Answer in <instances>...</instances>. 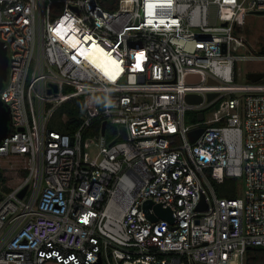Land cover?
I'll list each match as a JSON object with an SVG mask.
<instances>
[{"label": "built area", "instance_id": "1", "mask_svg": "<svg viewBox=\"0 0 264 264\" xmlns=\"http://www.w3.org/2000/svg\"><path fill=\"white\" fill-rule=\"evenodd\" d=\"M260 11L264 0H0V159L24 161L0 200V264H244L264 248V83L236 80L261 57L241 34ZM75 98L81 122L66 132L56 115ZM228 177L244 179L235 197L217 192Z\"/></svg>", "mask_w": 264, "mask_h": 264}, {"label": "rangeland", "instance_id": "2", "mask_svg": "<svg viewBox=\"0 0 264 264\" xmlns=\"http://www.w3.org/2000/svg\"><path fill=\"white\" fill-rule=\"evenodd\" d=\"M241 34L244 37L246 43L244 53L261 57L253 60L240 61L238 63L240 67L239 69L237 68L236 80L240 84H254L259 82L264 83V76L262 79L255 81L249 75L252 72L264 73V15L258 13L248 14L245 17V22L243 24V28L241 29ZM216 114L217 116H219L222 114V111L218 110L217 106L215 105L212 106L211 109L207 112V118L214 117ZM57 115L60 114L58 113ZM57 115L56 118L60 117ZM63 117H65V115H63ZM186 119L187 122L196 121L195 112L193 110H188L186 113ZM93 148L91 152H87L84 155V161L92 160ZM23 164L24 161L20 158H12L9 160L0 159V168L4 170L3 174L9 177L7 182L0 186V193H2L3 196L6 195L9 191V189H6L5 186H13L18 181V169ZM235 187L238 195V192L241 193L244 190V179L240 177L236 178Z\"/></svg>", "mask_w": 264, "mask_h": 264}, {"label": "water", "instance_id": "3", "mask_svg": "<svg viewBox=\"0 0 264 264\" xmlns=\"http://www.w3.org/2000/svg\"><path fill=\"white\" fill-rule=\"evenodd\" d=\"M258 14L264 15V11L258 12ZM223 50H226V44L223 43ZM8 66H9V57L7 54V49L4 46L3 41L0 39V89L4 85V81L7 79L8 75ZM253 80H260L263 78L264 73L263 72H252L249 74ZM194 76H197L198 79H200L201 75L200 74H189L188 79H193ZM210 81H215L213 78H210ZM55 90H57V86L54 85ZM215 94L212 93L209 95V97H213ZM201 96H194L193 94H188L187 95V100L191 103L194 102H199L201 101ZM204 118V113L199 112L198 113V119L202 120ZM9 120H10V113L9 110L6 108L4 105L3 101L0 98V142L2 141L3 138L6 137L9 131ZM106 124L107 121H103V126H102V133L104 134L106 131ZM203 131V128H196L190 131V139L191 141H194ZM25 193V189L21 192V196H23ZM153 207L156 211L157 216L161 218H167L173 221V216H172V210L170 207H164L161 203H154L152 200H147L144 203V208L148 211L149 208ZM198 210H204L207 209V204L203 200L198 204L197 206ZM157 216L154 214H151L148 212V217L151 219H157ZM251 247V246H250ZM249 247V248H250ZM96 264H101V259L96 263Z\"/></svg>", "mask_w": 264, "mask_h": 264}, {"label": "trees", "instance_id": "4", "mask_svg": "<svg viewBox=\"0 0 264 264\" xmlns=\"http://www.w3.org/2000/svg\"><path fill=\"white\" fill-rule=\"evenodd\" d=\"M101 4L109 9H112L116 7L118 0H99ZM63 113H67L69 116L68 121L65 124H62L60 120L58 121L59 125L58 128L63 131H72L81 122V113H82V102L79 98H75L71 101H69L67 104L63 105L62 108L59 110V116H61ZM60 118V117H59ZM101 126V121L98 120L95 122L92 131L99 133ZM112 127L108 125L107 132L112 131ZM110 131V132H111ZM4 170L0 168V186L5 184L7 180L9 179L8 176L4 175ZM19 174V172L17 173ZM236 178H226L224 184L219 185L216 184L217 192L221 196H228V197H235L237 196L236 191ZM6 189H11V186H5ZM3 194L0 193V200L3 198ZM244 264H264V248L261 246H251L250 248H247L245 253V260Z\"/></svg>", "mask_w": 264, "mask_h": 264}, {"label": "bare ground", "instance_id": "5", "mask_svg": "<svg viewBox=\"0 0 264 264\" xmlns=\"http://www.w3.org/2000/svg\"><path fill=\"white\" fill-rule=\"evenodd\" d=\"M101 54H102V56H100V65H104V61H105V58H106V54L103 53V52H101Z\"/></svg>", "mask_w": 264, "mask_h": 264}]
</instances>
